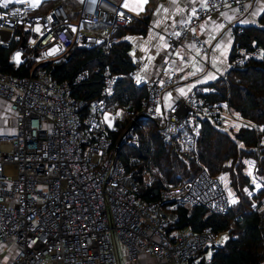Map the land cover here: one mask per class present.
Returning a JSON list of instances; mask_svg holds the SVG:
<instances>
[{
	"label": "built area",
	"instance_id": "built-area-1",
	"mask_svg": "<svg viewBox=\"0 0 264 264\" xmlns=\"http://www.w3.org/2000/svg\"><path fill=\"white\" fill-rule=\"evenodd\" d=\"M78 1L76 23L61 5L44 13L26 3L7 8L0 12V45L7 48L17 40L16 30L23 28L29 34L21 52L23 62L37 52L39 65L60 64L74 46L112 48L117 31L137 18L124 7L125 0ZM256 1L204 0L188 22L164 34L166 57L153 79H146L144 63L134 60L132 80L144 88L145 97L135 113L121 111L118 119L131 123L113 144L103 115L116 77L103 73L100 100L87 104L70 98L66 84L55 83L44 71H35L36 67L23 78L0 72V100L8 104L15 130L13 136L0 139V257L6 249L14 250L12 259L4 264H120L116 245L125 252L128 264H139L143 257L154 259L155 264H211V257L224 245L219 244L220 236L227 233L204 229L169 234L167 227L176 217L165 207L201 206L210 214L226 216L231 202L220 180L201 167L193 179L178 175L177 186L166 187L158 201L146 202L141 197L149 184L148 173L142 171V179L137 181V171L127 172L118 153L137 146L133 125L142 130L143 121L160 119L162 144L188 153L195 151L200 119L217 128L232 122L250 127L236 120L227 104L205 102L198 87L172 103L163 105L162 99L177 82L175 76L163 79L174 53L186 43L200 54L207 53L196 27L228 11L244 16ZM228 36L234 39V26L228 28ZM51 50L55 52L48 56ZM261 55L260 49H241L227 69ZM202 66L211 70L207 62ZM87 77L86 71L79 72L73 85ZM214 79L226 81V74ZM204 93L214 95L216 91L209 88ZM85 108L81 118L78 112ZM256 168L252 161L247 178L260 186Z\"/></svg>",
	"mask_w": 264,
	"mask_h": 264
},
{
	"label": "trees",
	"instance_id": "trees-1",
	"mask_svg": "<svg viewBox=\"0 0 264 264\" xmlns=\"http://www.w3.org/2000/svg\"><path fill=\"white\" fill-rule=\"evenodd\" d=\"M65 4L69 7V2L65 1L42 2L39 13H44L43 7L47 5L49 8L61 5L66 10ZM2 11L3 7L0 6V12ZM66 12L68 13L67 10ZM150 16H140L132 24L119 29L115 34L117 43L112 48L99 46L85 50L74 46L68 59L60 64L39 65L38 54L34 52L29 60L15 65L12 57L26 48L29 36L23 28H18L14 34L17 40H12L7 48L0 45V72L23 78L28 77L36 67L35 71H44L55 83L66 84L70 98L83 100L87 104L100 100L104 86L102 73H109V76L116 77V82L106 111L114 113L117 110H128L135 113L142 105L145 91L132 80V46L128 38L144 37ZM89 31L94 33L95 29L91 28ZM241 49H260L262 55L259 59H248L241 67L230 68L226 72V81L206 84L199 87L197 93L208 104H227L236 120L252 126L251 128L232 122L225 132L200 119L195 151L188 153L162 144L159 136L160 119L143 121L142 130L133 125L138 137L137 146L125 148L118 153L127 172L137 171V181H141L142 171L148 173L149 184L141 197L146 202L158 201L166 187L177 186L180 183L178 175L184 180L193 179L201 167L213 178L227 176V186L231 190L230 199L234 203L226 216L210 214L201 206L171 209L168 205L165 207V210L174 213L176 217L167 227L169 234L200 233L204 229L213 233H227L228 240L211 257V264L264 262V11L255 24L234 27L229 64L239 56ZM83 71L87 72V79L73 85L75 76ZM209 88H214L216 93H204ZM78 114L83 118L86 108ZM130 123L129 119H117L116 129H107V136L112 144L120 138ZM232 124L237 126L236 130ZM248 161L257 164L256 174L262 181V188L257 191L244 175ZM235 216L238 217L237 221H234ZM231 223L233 227H230Z\"/></svg>",
	"mask_w": 264,
	"mask_h": 264
},
{
	"label": "crops",
	"instance_id": "crops-1",
	"mask_svg": "<svg viewBox=\"0 0 264 264\" xmlns=\"http://www.w3.org/2000/svg\"><path fill=\"white\" fill-rule=\"evenodd\" d=\"M2 1L3 0H0V6L3 7V10L14 5L28 3L27 0H15V3L12 5L7 4V7H4L5 3L2 4ZM149 1L150 2L148 3L143 2L144 8L146 9L148 4L155 1L154 4H157V12H153V9L151 8L149 9V13L148 11L145 12L146 15H151L148 22L147 33L142 39H136V47L138 48H136L134 52L135 58H138L144 63L142 72L144 77L146 79H153L158 74L159 67L166 55L164 34L167 31L175 29L188 22L194 9L197 6H202L204 0ZM40 5L37 7L39 8ZM43 8L46 10L49 6L47 5ZM263 10L264 0H257L256 3L248 9V13L244 16H235L228 11L209 19L203 26L196 27L195 32L205 43L207 53L200 54L196 50L194 51L192 45L189 43H186L184 48L178 49L174 53L169 72L167 76L163 78L167 79L169 76H175L177 81L173 89H169L166 92L172 95L171 99L183 95L192 87L201 88L206 84L213 83L216 81L214 79L215 75L224 74L228 67V58L232 42L228 36V28L231 26L255 24L259 14ZM3 35L7 37L6 34ZM136 37L138 36L129 37L128 41L131 43V39ZM22 62L23 61L21 60L20 63ZM203 62L208 63L211 68L210 71L203 69ZM203 89L204 88H202V90ZM114 125H116L115 120H113V126ZM13 128L14 119L8 110V104L0 100V139L13 136L15 132ZM249 162L250 161L247 162L246 167ZM230 201L233 200L230 199ZM116 246L119 254V263L128 264V261L125 259V252L120 245ZM13 256L14 250L12 248L6 249L1 254L0 263L4 264L9 262ZM155 263L154 259L148 257H143L139 260V264Z\"/></svg>",
	"mask_w": 264,
	"mask_h": 264
},
{
	"label": "rangeland",
	"instance_id": "rangeland-1",
	"mask_svg": "<svg viewBox=\"0 0 264 264\" xmlns=\"http://www.w3.org/2000/svg\"><path fill=\"white\" fill-rule=\"evenodd\" d=\"M47 1H49V0H27L28 3H26V4H29L31 6L37 7L42 2H47ZM58 1L59 2H62V1L63 2L64 1L65 2H69V7L66 6V4H65V7H66V10L68 11V14L71 17V21L73 23H76L77 17H78V13H79V1L78 0H58ZM4 3H7V4H11L12 5L13 3H15V0H3L2 1V4H4ZM154 3H155V1H152V3L151 4H148L147 7H146V9H145L144 6H143V2H141V1H138V0H125L124 7L127 8V9H129V10H131L132 13H133V15L135 17H137L138 15L141 16V17H146L147 15L145 14V12L148 11V13H149V9L150 8L153 9V12H157V10H156L157 4H154ZM144 9H145V11H144ZM263 11L261 13H263ZM260 14H259V16H260ZM136 39H142V37H136V38H132L131 39V44H132L131 57L134 58V59H135V52H134V50L136 48H138V47H136ZM54 52H55V50L49 51L48 56H51ZM40 57H41V59L46 58V56H43V55H41ZM21 60H22L21 59V52L15 53L13 55V57H12V62L15 65L19 64L21 62ZM171 98H172V95L171 94H168V93L165 94L164 97H163V99H162L163 100L162 101L163 105H164V103H167L168 100H170ZM112 111H115V110L113 109ZM104 112H105V114L103 115V121L106 123V125H107L108 128L113 126V120H114V118H118L122 114L121 111H117L115 113H112L111 111L104 110ZM232 125L235 127L234 130H236L237 129V126L234 125V124H232ZM218 129H220L221 131L227 132L228 127L224 126L222 128H218ZM250 164H251V161L248 163L247 168H248V166ZM247 168L244 171V175L246 177H247V174H248ZM219 180L222 183L223 187L225 188V194H226V196L228 198H230L231 197V190L227 186V184H228L227 176H222V177L219 178ZM249 181L252 184V186L254 187L255 191H257V188L258 189H261L262 188V185L255 187V182H253L251 180H249ZM231 203H233V201H231ZM226 240H228V235L227 234H222L220 236V239H219V244L222 246L225 243Z\"/></svg>",
	"mask_w": 264,
	"mask_h": 264
},
{
	"label": "snow or ice",
	"instance_id": "snow-or-ice-1",
	"mask_svg": "<svg viewBox=\"0 0 264 264\" xmlns=\"http://www.w3.org/2000/svg\"><path fill=\"white\" fill-rule=\"evenodd\" d=\"M4 7H7V3L4 4Z\"/></svg>",
	"mask_w": 264,
	"mask_h": 264
},
{
	"label": "bare ground",
	"instance_id": "bare-ground-1",
	"mask_svg": "<svg viewBox=\"0 0 264 264\" xmlns=\"http://www.w3.org/2000/svg\"><path fill=\"white\" fill-rule=\"evenodd\" d=\"M109 72V71H108ZM103 74V73H102ZM109 74V73H108ZM231 109V108H230ZM232 110V109H231ZM232 113V112H231ZM14 129V128H13Z\"/></svg>",
	"mask_w": 264,
	"mask_h": 264
}]
</instances>
